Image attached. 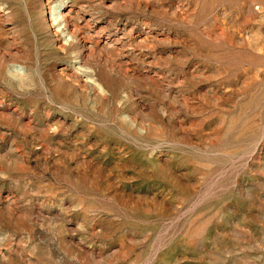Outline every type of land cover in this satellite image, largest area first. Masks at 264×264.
I'll list each match as a JSON object with an SVG mask.
<instances>
[{
  "label": "rangeland",
  "instance_id": "1",
  "mask_svg": "<svg viewBox=\"0 0 264 264\" xmlns=\"http://www.w3.org/2000/svg\"><path fill=\"white\" fill-rule=\"evenodd\" d=\"M0 264H264V0H0Z\"/></svg>",
  "mask_w": 264,
  "mask_h": 264
},
{
  "label": "bare ground",
  "instance_id": "2",
  "mask_svg": "<svg viewBox=\"0 0 264 264\" xmlns=\"http://www.w3.org/2000/svg\"><path fill=\"white\" fill-rule=\"evenodd\" d=\"M65 6H66V4H65V2L64 1H62V2H59V3H57V4H55V11H53L54 13H55V16H54V22L57 24V25H59L58 27L59 28H64L65 26H66V22H65V18H64V15H63V13L61 12L64 8H65ZM53 13V14H54ZM65 36H67V38L68 39H70L71 38V35H65Z\"/></svg>",
  "mask_w": 264,
  "mask_h": 264
}]
</instances>
